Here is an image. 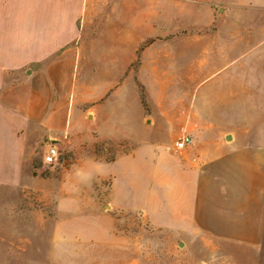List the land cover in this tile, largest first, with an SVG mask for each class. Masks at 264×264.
Here are the masks:
<instances>
[{"label": "crops", "instance_id": "crops-1", "mask_svg": "<svg viewBox=\"0 0 264 264\" xmlns=\"http://www.w3.org/2000/svg\"><path fill=\"white\" fill-rule=\"evenodd\" d=\"M159 2L156 24L154 0L142 27L119 0L90 31L89 0H0V167L28 136L111 141L90 168L114 209L178 233L192 264H264V0H179L174 19Z\"/></svg>", "mask_w": 264, "mask_h": 264}, {"label": "rangeland", "instance_id": "rangeland-1", "mask_svg": "<svg viewBox=\"0 0 264 264\" xmlns=\"http://www.w3.org/2000/svg\"><path fill=\"white\" fill-rule=\"evenodd\" d=\"M89 1L90 31L99 23L111 30L114 17H124L119 0ZM132 1L139 5L136 21L144 25L150 16L141 6L145 0ZM159 1L169 3L170 19L179 3L154 0V24L160 22ZM50 143L59 157L45 165ZM118 150L107 140L90 151L71 152L65 136H28L21 163L0 167V264H192L187 257L192 249L178 233L154 226L144 211L114 209L109 182H91L90 166L111 160Z\"/></svg>", "mask_w": 264, "mask_h": 264}, {"label": "built area", "instance_id": "built-area-1", "mask_svg": "<svg viewBox=\"0 0 264 264\" xmlns=\"http://www.w3.org/2000/svg\"><path fill=\"white\" fill-rule=\"evenodd\" d=\"M190 143H191V139L188 136H181L173 140L172 147L174 150H181L184 149ZM58 157H59V148L57 147V145L50 143L47 146L44 155V160H43L44 164L53 165L56 163Z\"/></svg>", "mask_w": 264, "mask_h": 264}]
</instances>
